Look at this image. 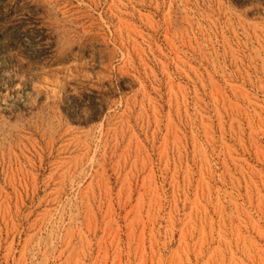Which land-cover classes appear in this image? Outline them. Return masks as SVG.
<instances>
[{
	"label": "rangeland",
	"instance_id": "rangeland-1",
	"mask_svg": "<svg viewBox=\"0 0 264 264\" xmlns=\"http://www.w3.org/2000/svg\"><path fill=\"white\" fill-rule=\"evenodd\" d=\"M0 264H264V0H0Z\"/></svg>",
	"mask_w": 264,
	"mask_h": 264
}]
</instances>
